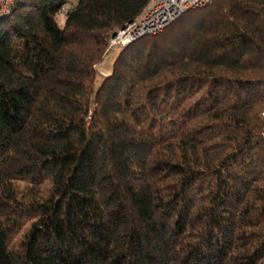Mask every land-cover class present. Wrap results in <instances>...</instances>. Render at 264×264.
I'll use <instances>...</instances> for the list:
<instances>
[{"label":"trees","instance_id":"trees-1","mask_svg":"<svg viewBox=\"0 0 264 264\" xmlns=\"http://www.w3.org/2000/svg\"><path fill=\"white\" fill-rule=\"evenodd\" d=\"M155 0L0 18V264H264V0H211L98 66Z\"/></svg>","mask_w":264,"mask_h":264},{"label":"built area","instance_id":"built-area-1","mask_svg":"<svg viewBox=\"0 0 264 264\" xmlns=\"http://www.w3.org/2000/svg\"><path fill=\"white\" fill-rule=\"evenodd\" d=\"M16 0H0V18L9 14ZM211 0H155L137 20L119 29L110 38L109 49L120 50L138 40L162 33L169 25L191 10L205 8ZM264 119V112L262 114Z\"/></svg>","mask_w":264,"mask_h":264},{"label":"rangeland","instance_id":"rangeland-1","mask_svg":"<svg viewBox=\"0 0 264 264\" xmlns=\"http://www.w3.org/2000/svg\"><path fill=\"white\" fill-rule=\"evenodd\" d=\"M68 4L66 6H64V8L62 9V11L58 14V21L63 24L64 19H65V14L66 12L74 5L75 0H68ZM152 5V4H151ZM110 41V40H109ZM117 50H110L109 49V45L107 48V52H106V56L104 57V59L102 60V63L98 66V70H99V76H105L106 74L104 73L105 70H103L102 68H107L108 66H110L115 58V55L117 54Z\"/></svg>","mask_w":264,"mask_h":264},{"label":"water","instance_id":"water-1","mask_svg":"<svg viewBox=\"0 0 264 264\" xmlns=\"http://www.w3.org/2000/svg\"><path fill=\"white\" fill-rule=\"evenodd\" d=\"M115 36V33L112 35V37H114Z\"/></svg>","mask_w":264,"mask_h":264}]
</instances>
